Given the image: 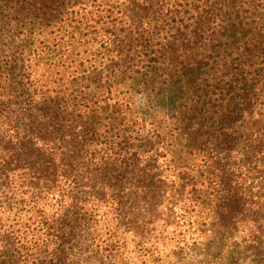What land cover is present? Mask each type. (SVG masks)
<instances>
[{"label":"trees","instance_id":"obj_1","mask_svg":"<svg viewBox=\"0 0 264 264\" xmlns=\"http://www.w3.org/2000/svg\"><path fill=\"white\" fill-rule=\"evenodd\" d=\"M128 2L0 0V264H264V0Z\"/></svg>","mask_w":264,"mask_h":264},{"label":"rangeland","instance_id":"obj_2","mask_svg":"<svg viewBox=\"0 0 264 264\" xmlns=\"http://www.w3.org/2000/svg\"><path fill=\"white\" fill-rule=\"evenodd\" d=\"M127 6H130L135 12L140 11L141 15L145 14V11L150 6L149 11L152 10L157 4H170L172 0H128ZM130 11V8H128ZM166 13V12H165ZM141 16H137V19H140ZM234 19V16L231 17ZM227 19V18H226ZM138 99L140 101L141 96L138 95ZM138 101V102H139ZM128 225L133 227L132 220H127ZM77 237V241L74 243L70 241L69 238L65 239L62 243L55 242L53 244V248H63L64 255L62 258L56 259L54 257L51 260V264H150L154 259L162 261L163 259L161 253H154V257L150 258V249L149 247L141 248L133 243H128L126 249H120L118 251V258H123L124 260L121 262L113 263L114 259L107 257V254L104 253L105 248H103L100 244H96L97 242H91V235L84 234V232H73ZM100 233V232H99ZM61 236H68L70 232L67 230L63 233H60ZM64 234V235H63ZM104 235V233H102ZM199 233H196V235ZM94 236L97 234L93 233ZM98 239V237H97ZM60 245V246H58ZM147 251V253L145 252ZM106 256V257H105ZM64 257V258H63ZM171 259V258H170Z\"/></svg>","mask_w":264,"mask_h":264}]
</instances>
